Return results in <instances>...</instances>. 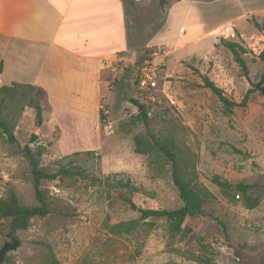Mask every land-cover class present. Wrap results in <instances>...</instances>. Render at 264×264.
<instances>
[{
  "label": "rangeland",
  "instance_id": "1",
  "mask_svg": "<svg viewBox=\"0 0 264 264\" xmlns=\"http://www.w3.org/2000/svg\"><path fill=\"white\" fill-rule=\"evenodd\" d=\"M127 15L128 51L108 69L94 117L59 112L54 120L47 96L37 88H0L1 115L17 140L9 144L0 130V198L13 193L25 205L35 203L22 152L32 135L45 148L42 170L53 173L64 166L81 172L42 181L51 213L33 219L25 231L12 230L10 221L1 219L0 247L10 234L20 241L7 254L10 264H264V98L255 88L264 85L258 58L264 33L252 36L245 29L248 42H236L248 50L243 56L248 82L220 43L213 49L205 39L197 52L149 44L163 18L157 6L134 5ZM144 67L154 70L156 87L143 94L137 76ZM203 77L237 104L247 95L246 105L224 115ZM132 101L142 106L145 121ZM36 105L42 106L40 126ZM147 131L159 140L173 139L196 182L214 196L204 216L186 219L185 231L176 236L164 219L139 220L111 186L113 180H128L132 200L142 209L180 207L170 166L155 151L135 152L137 136L150 143ZM214 178L230 188H218ZM238 185L246 188L249 201ZM131 221L137 224L126 232Z\"/></svg>",
  "mask_w": 264,
  "mask_h": 264
},
{
  "label": "crops",
  "instance_id": "2",
  "mask_svg": "<svg viewBox=\"0 0 264 264\" xmlns=\"http://www.w3.org/2000/svg\"><path fill=\"white\" fill-rule=\"evenodd\" d=\"M132 1L0 0V88L42 89L53 119L59 112L94 117L108 69L128 51L134 5L157 6L163 18L149 44L174 52H197L205 39L213 49L223 38L246 42L245 29L264 33L254 26L264 21V0Z\"/></svg>",
  "mask_w": 264,
  "mask_h": 264
},
{
  "label": "trees",
  "instance_id": "3",
  "mask_svg": "<svg viewBox=\"0 0 264 264\" xmlns=\"http://www.w3.org/2000/svg\"><path fill=\"white\" fill-rule=\"evenodd\" d=\"M165 0H161L163 4ZM129 5H133L132 0H126ZM254 26L261 30V27L254 23ZM221 46H223L232 56L234 63L238 66V69L246 79L250 82L249 69L247 67L246 61L243 58L247 54V49L241 43L228 42L221 40ZM258 58L262 61L264 65V50L259 54ZM204 87L209 89L213 95H215L219 102L221 103V110L224 115H229L232 113L234 107H244L247 101V95L240 104H237L229 100L224 91L217 87L212 81L207 77H203ZM261 81L264 82V68L261 74ZM11 87V86H6ZM31 87V86H30ZM2 88V87H1ZM42 95H46L42 89H38ZM5 103V99L0 100V105ZM139 109L142 106L137 101H132ZM36 112V124L40 126L43 121L42 117V106L36 105L33 107ZM141 118L146 120V113L143 109L140 111ZM0 130L4 136H6V141L9 144H15L17 142L16 137L12 131V128L7 124L1 115L0 108ZM147 136L150 143L145 145L143 139L139 136L135 138V152L137 154H145L149 151L157 152V155L161 157L167 165L171 168L172 184L177 192L179 201L181 202L180 207L174 210H149L142 209L136 206L132 200V194L134 188L131 186L130 182L127 180L123 182L122 180H113L111 186L116 190L120 191V199L125 203L132 211L138 214L139 220L145 221L148 219H164L168 225V231L171 236H176L183 231L184 222L188 218H196L204 216V207L209 202V200L214 199V196L199 186L196 179L190 170L189 165L181 157L180 152L173 139L159 140L155 138L149 131H147ZM145 145V146H144ZM44 146L38 143V137L32 135L28 144L24 145L22 152L25 155L28 165L30 167V173L32 177V189L34 194L33 205L23 204L15 194L9 193L5 198H0V220L5 219L10 221V228L12 230H27L30 222L35 219H44L51 213L50 205L46 200L44 191L41 188V183L44 180L54 181L57 179H62L64 177L79 176L81 172L79 170L66 168L64 166L58 167V169L53 173L45 172L40 168V159L44 154ZM107 184L109 185L110 179H107ZM214 185L222 190H228L230 185L227 182H221L219 179H213ZM236 190L241 192L246 198V188L243 185L236 186ZM248 200V198H246ZM249 201V200H248ZM251 208L255 205H249ZM135 221H131L127 224L126 232L132 231L136 226ZM149 226H153L152 223H148ZM11 258L6 255L4 264H10Z\"/></svg>",
  "mask_w": 264,
  "mask_h": 264
},
{
  "label": "built area",
  "instance_id": "4",
  "mask_svg": "<svg viewBox=\"0 0 264 264\" xmlns=\"http://www.w3.org/2000/svg\"><path fill=\"white\" fill-rule=\"evenodd\" d=\"M139 90L144 94L156 87L155 72L151 68L144 67L137 76Z\"/></svg>",
  "mask_w": 264,
  "mask_h": 264
},
{
  "label": "water",
  "instance_id": "5",
  "mask_svg": "<svg viewBox=\"0 0 264 264\" xmlns=\"http://www.w3.org/2000/svg\"><path fill=\"white\" fill-rule=\"evenodd\" d=\"M255 88L261 93L264 98V85L261 83L256 84ZM9 242H5L0 247V264H4L5 257L8 253L14 252L20 246V241L16 240L12 234L9 235Z\"/></svg>",
  "mask_w": 264,
  "mask_h": 264
}]
</instances>
